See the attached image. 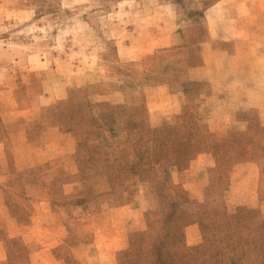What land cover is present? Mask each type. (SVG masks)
Instances as JSON below:
<instances>
[{"label":"rangeland","instance_id":"rangeland-1","mask_svg":"<svg viewBox=\"0 0 264 264\" xmlns=\"http://www.w3.org/2000/svg\"><path fill=\"white\" fill-rule=\"evenodd\" d=\"M1 141L0 264H264V0H0Z\"/></svg>","mask_w":264,"mask_h":264},{"label":"crops","instance_id":"crops-1","mask_svg":"<svg viewBox=\"0 0 264 264\" xmlns=\"http://www.w3.org/2000/svg\"><path fill=\"white\" fill-rule=\"evenodd\" d=\"M15 134L19 135L21 139V142L20 141L19 142L17 141V143L15 142V145H17V147H20L21 145H27L28 142H27V137L25 135V132L17 130ZM1 142L2 143L0 144L1 146L0 148H1V153H2L4 142L3 141ZM0 207L2 208V199L0 200ZM2 217L4 218L5 224L7 226L6 230H7L8 236H15V235L20 234L18 221L13 216H11V214H7V215L5 214ZM43 250H47V248L46 247L40 248L36 252L39 253ZM36 264H39V263H36Z\"/></svg>","mask_w":264,"mask_h":264}]
</instances>
